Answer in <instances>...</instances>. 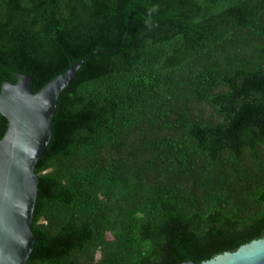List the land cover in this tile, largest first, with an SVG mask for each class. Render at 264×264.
<instances>
[{
    "label": "trees",
    "instance_id": "obj_1",
    "mask_svg": "<svg viewBox=\"0 0 264 264\" xmlns=\"http://www.w3.org/2000/svg\"><path fill=\"white\" fill-rule=\"evenodd\" d=\"M91 52L35 166L27 264L201 262L263 237L264 0H0V91Z\"/></svg>",
    "mask_w": 264,
    "mask_h": 264
},
{
    "label": "water",
    "instance_id": "obj_2",
    "mask_svg": "<svg viewBox=\"0 0 264 264\" xmlns=\"http://www.w3.org/2000/svg\"><path fill=\"white\" fill-rule=\"evenodd\" d=\"M93 52L72 61L36 92L33 76L26 73L17 72L16 82L2 84L0 112L8 127L0 139V264H27L35 242L31 229L39 182L35 166L51 139L60 93ZM182 264H264V236L234 251Z\"/></svg>",
    "mask_w": 264,
    "mask_h": 264
}]
</instances>
